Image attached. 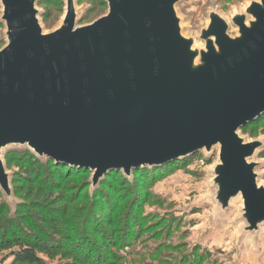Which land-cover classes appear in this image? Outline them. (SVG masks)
<instances>
[{"label":"water","instance_id":"water-1","mask_svg":"<svg viewBox=\"0 0 264 264\" xmlns=\"http://www.w3.org/2000/svg\"><path fill=\"white\" fill-rule=\"evenodd\" d=\"M39 1L0 0V192L11 213L23 203L12 151L89 169L93 189L112 170L132 177L216 151L213 203L226 213L238 200L241 235H259L264 138L241 132L264 114V0L229 17L212 8L198 35L178 12L192 0H105L107 13L83 25L77 0H63L50 31Z\"/></svg>","mask_w":264,"mask_h":264},{"label":"rangeland","instance_id":"rangeland-1","mask_svg":"<svg viewBox=\"0 0 264 264\" xmlns=\"http://www.w3.org/2000/svg\"><path fill=\"white\" fill-rule=\"evenodd\" d=\"M103 1L105 0H77V9L80 12L79 25L91 23L106 14L108 4L106 1L103 4ZM249 1L192 0L181 2L178 4V12L184 19V32L198 35L201 27L208 22V13L212 8H216L224 16L229 17L234 11L244 9ZM38 6L43 13L41 20L46 31L60 25L65 12L63 0H40ZM5 44V27L0 24V49ZM241 134L247 139L264 138V119L246 125ZM12 155L14 154L10 156ZM255 159L262 162L258 167V172L259 182L264 183V148L260 150ZM16 160L8 161L6 156L7 169L13 175L14 196L26 202L33 200V202L47 205L46 214H51L50 212L55 208L63 209L68 205L70 198H77L78 194L84 195L87 189L85 186H90V193L97 188L93 189L92 184L89 183L91 178V172H89V174L69 178L62 189L47 192L38 184H31L19 190L17 189L20 187L18 182L22 183L19 179L22 174L17 177L16 173L25 169L16 164ZM216 160V151L209 161H206L204 155L199 152L187 163L177 167L173 166L160 180L151 184H137L135 188L140 193L132 210H129L131 197L124 193L123 184H117L119 192L115 190L114 196L121 195L118 196V207L114 211L110 208L109 213H101V221L95 219L99 226L98 229L103 230L107 238L117 231V235L118 233L121 235V243L112 242L111 244L115 246L120 255L110 264H264V228L259 235H241L242 222L237 220L239 201L236 200L234 207L226 213L219 212L213 203V187L210 183L211 166L208 167V165H212ZM15 177H17L16 181H14ZM81 189L84 190L81 191ZM105 189L108 188L105 187ZM64 197L67 200L63 201ZM0 200L2 201L1 197ZM76 205L82 206L80 207L82 214H79L78 210L73 213L81 216L87 210L84 215L91 219L92 214L88 213L89 208L91 209L90 196L77 200ZM33 212L36 215L40 214L37 209ZM23 213L25 210L21 208L16 215L19 220ZM109 216L116 221L114 224L117 225L119 222L118 228L107 222L106 218ZM36 222L42 226L47 225L37 217ZM129 225L134 227L130 231L126 230ZM124 227L126 228L122 229ZM72 234L71 246L75 244L80 246L78 256L74 261H80V257L84 261L89 256L90 259L86 264H105V259L110 261L109 250L101 248L103 251L101 252L100 241L93 240L97 238L93 229L78 228L72 231ZM130 237L132 242L129 243L127 241ZM112 238L110 241H113ZM9 253V251L0 250V264L12 263L13 257H9ZM100 255L105 258L104 262ZM43 257L47 264L65 263L60 257L50 258L46 255ZM74 261L72 264H76Z\"/></svg>","mask_w":264,"mask_h":264},{"label":"trees","instance_id":"trees-1","mask_svg":"<svg viewBox=\"0 0 264 264\" xmlns=\"http://www.w3.org/2000/svg\"><path fill=\"white\" fill-rule=\"evenodd\" d=\"M103 4H105V1H103ZM262 118L264 119V114L253 122H257ZM244 128L245 126L242 129L244 130ZM11 154H16L18 157L14 155L10 156ZM192 157L170 162L158 167H139L134 169L131 179L124 176L123 172L120 170H112L100 181L99 186H97L93 193H90L89 185L85 186L87 189L84 195L75 193L78 194L77 198L69 197L70 200L67 203L68 205L63 209H52L50 212L51 214L45 213L47 205L33 202V200H30L29 202L24 200L23 203L17 206L16 212L13 215L9 204L0 200V250L10 252L9 257H13L12 263L10 264H47L43 255L50 258L60 257L65 262L62 264H72V261L76 260L75 258L78 256V247H80L78 244L71 246V239L73 238L72 231L77 230L78 228L85 230L86 228H91L97 234V238H94L93 240L95 242H97V240L100 241V251L103 252L101 248L109 250V253L111 254L110 261H107L102 255L100 256H102L101 259L103 262L105 259V264H110L120 255L118 251H116L117 249L115 246H112L111 244L112 242L115 244L121 243V235L120 233L117 235L118 231L114 235L112 233L111 237H113V241H110L111 237L107 238L108 236L104 231L98 229L99 226L96 221L101 219V213H109L110 208H112L111 211H114L118 207V196L121 195L114 196L115 190L117 193L119 192L117 190V184H123V188H125L124 193H127V195L131 197L129 210H132L140 193L135 188L137 184H151L160 180L168 173L169 169L173 168V166L177 167L180 164L187 163ZM11 159H17L15 163L20 165L22 169H25L20 173H16L17 177L19 174H22L19 177V179L22 180L20 181L22 183L18 182V186L20 187L17 189L19 190H21L23 186L31 184H38L47 192L62 189L66 186L64 183L69 178H75L79 175L89 174L90 172L89 169L72 166L66 162H56L50 158L43 161L29 151H12L7 155V160L11 161ZM17 177L14 178V181L17 180ZM105 187L108 189H105ZM83 190L84 189H81V191ZM134 191H136V193ZM87 196L91 197V209L89 208L88 212L89 215L92 214L91 219L84 215L87 210L86 212L84 211L81 216L77 213H73L77 210L80 212V207H82L81 205H76L77 200L81 198L86 199L88 198ZM0 197L2 198L1 192ZM65 200L67 199L64 197L63 201ZM69 203H71L72 206ZM21 208L25 210V213L20 215L21 219L19 220L16 215H18V211ZM34 209L39 210L40 214L36 215L33 212ZM81 212L79 214H82ZM7 214H9V216ZM36 217L47 225H39L36 222ZM106 220L109 224L115 227L117 226L118 228L119 222L117 225L114 224L116 221L112 219V217L109 216ZM125 228L126 227L122 229ZM133 228V225H129L126 230L130 231ZM110 231H112V229ZM130 240L131 237L127 242H132ZM95 257L97 258L98 256ZM82 259L83 258L80 257V261H74V263L86 264L89 261L90 256L87 260L83 261ZM93 263H95L94 259Z\"/></svg>","mask_w":264,"mask_h":264}]
</instances>
